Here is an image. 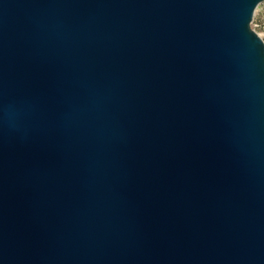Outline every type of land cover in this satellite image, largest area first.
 I'll list each match as a JSON object with an SVG mask.
<instances>
[{
  "label": "water",
  "instance_id": "obj_1",
  "mask_svg": "<svg viewBox=\"0 0 264 264\" xmlns=\"http://www.w3.org/2000/svg\"><path fill=\"white\" fill-rule=\"evenodd\" d=\"M264 0H0V264H264Z\"/></svg>",
  "mask_w": 264,
  "mask_h": 264
},
{
  "label": "rangeland",
  "instance_id": "obj_2",
  "mask_svg": "<svg viewBox=\"0 0 264 264\" xmlns=\"http://www.w3.org/2000/svg\"><path fill=\"white\" fill-rule=\"evenodd\" d=\"M264 24V1L257 8L256 14L253 17L252 28L257 32L261 33L263 30L258 25Z\"/></svg>",
  "mask_w": 264,
  "mask_h": 264
},
{
  "label": "built area",
  "instance_id": "obj_3",
  "mask_svg": "<svg viewBox=\"0 0 264 264\" xmlns=\"http://www.w3.org/2000/svg\"><path fill=\"white\" fill-rule=\"evenodd\" d=\"M258 27H261V29L263 30L261 33H257V34L261 37V39L264 42V24L258 25Z\"/></svg>",
  "mask_w": 264,
  "mask_h": 264
},
{
  "label": "bare ground",
  "instance_id": "obj_4",
  "mask_svg": "<svg viewBox=\"0 0 264 264\" xmlns=\"http://www.w3.org/2000/svg\"><path fill=\"white\" fill-rule=\"evenodd\" d=\"M262 4V3H261Z\"/></svg>",
  "mask_w": 264,
  "mask_h": 264
}]
</instances>
